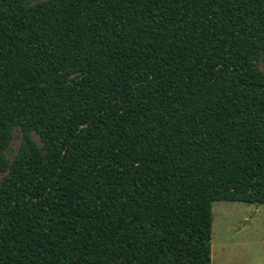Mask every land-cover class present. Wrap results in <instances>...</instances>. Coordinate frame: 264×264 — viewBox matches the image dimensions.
<instances>
[{
    "label": "trees",
    "instance_id": "1",
    "mask_svg": "<svg viewBox=\"0 0 264 264\" xmlns=\"http://www.w3.org/2000/svg\"><path fill=\"white\" fill-rule=\"evenodd\" d=\"M260 62L264 0H0V264H212V203L264 204Z\"/></svg>",
    "mask_w": 264,
    "mask_h": 264
},
{
    "label": "rangeland",
    "instance_id": "2",
    "mask_svg": "<svg viewBox=\"0 0 264 264\" xmlns=\"http://www.w3.org/2000/svg\"><path fill=\"white\" fill-rule=\"evenodd\" d=\"M259 67L264 72V62ZM19 142L20 132L16 129L8 158L13 157ZM212 216V264H264V204L214 201Z\"/></svg>",
    "mask_w": 264,
    "mask_h": 264
}]
</instances>
